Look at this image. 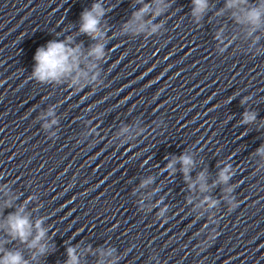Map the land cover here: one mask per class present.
<instances>
[{"label": "clouds", "instance_id": "obj_1", "mask_svg": "<svg viewBox=\"0 0 264 264\" xmlns=\"http://www.w3.org/2000/svg\"><path fill=\"white\" fill-rule=\"evenodd\" d=\"M193 3V15L200 16L208 6V0H192ZM247 4V0H227V7H238L240 5ZM149 11L148 7H144L137 14L143 15V13ZM105 15V9L100 3H94L91 9L82 12L80 20L79 31L83 34H87L92 39L104 38V34L100 28L101 18ZM264 6H257L255 8L247 9L244 16V21L251 25L254 29L264 22ZM238 22H242L238 20ZM155 30V29H153ZM69 43L63 41H49L46 46H41L37 48L34 56L35 66L32 72V76L35 80L39 82L48 81H60L61 78L72 74L73 72H80V56L81 50L77 47H70ZM90 56H94L96 59H101L104 55V45L102 43H97L92 47L88 53ZM83 74V73H81ZM256 120L255 113H244V118L242 123H252ZM54 122V121H53ZM258 152L264 153V147L257 149ZM177 160L170 161L167 168H174ZM178 162L181 164V171L185 176V180L189 181V187L194 188L195 183L190 182L189 172L194 166V161L189 155H182L178 158ZM230 167L226 166L219 173V181L221 183H227L230 178ZM197 181L200 184V190L205 191L207 185L205 183V175L203 173L199 174ZM206 201L211 205H215V201L205 198ZM41 221L36 222L37 236L32 241L31 247H36L39 241L44 236V230L40 227ZM8 227L10 229V234L19 238L22 241H26L27 237L31 234L32 225L25 216L19 214L10 215L8 221ZM44 248L41 247V253L44 252ZM69 260L67 264H78V258L75 255V249L70 248L68 250ZM0 264H25L23 257L19 252H7L4 254L3 258L0 259Z\"/></svg>", "mask_w": 264, "mask_h": 264}]
</instances>
